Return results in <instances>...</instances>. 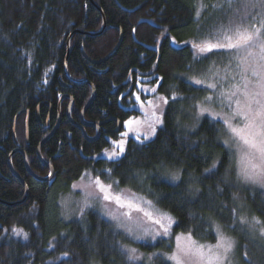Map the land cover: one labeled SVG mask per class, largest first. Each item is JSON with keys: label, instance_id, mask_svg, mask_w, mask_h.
Returning a JSON list of instances; mask_svg holds the SVG:
<instances>
[{"label": "trees", "instance_id": "trees-1", "mask_svg": "<svg viewBox=\"0 0 264 264\" xmlns=\"http://www.w3.org/2000/svg\"><path fill=\"white\" fill-rule=\"evenodd\" d=\"M92 1L100 12L89 0H0V264H171L166 254L177 234L214 243L217 226L234 242L232 264H264V237L239 222L256 217L264 227V193L240 180L225 129L209 115L230 109L244 91L245 75L255 80L245 70H260L259 50L253 57L224 49L198 56L193 47L215 42L242 18L259 20L264 9L249 6V0H234L231 8L225 0H204L208 7L198 20L197 0ZM102 15L105 30L94 36ZM74 31L84 34L71 37L67 57L66 42ZM120 35L113 55L97 63ZM195 79L203 83L193 84ZM90 85L95 95L85 122L115 119L122 125L120 135L129 133L119 159L105 156L120 136L111 132L115 122L104 124L95 141L71 123L80 124ZM200 108L207 109L204 115ZM129 119L139 120L140 127L125 131ZM84 134L92 139L95 130L85 128ZM16 150L39 178H47L51 166L52 179L31 177ZM11 153L12 169L28 189L21 204L25 193L9 170ZM167 171L178 174L177 183L165 178ZM85 174L104 183L118 181L115 194H141L151 207L168 213L175 221L169 235L149 239L140 227L145 236L134 237L132 228H123L96 205L64 219L60 199ZM155 227L147 229L156 232ZM126 249L142 259L130 260Z\"/></svg>", "mask_w": 264, "mask_h": 264}, {"label": "snow or ice", "instance_id": "snow-or-ice-1", "mask_svg": "<svg viewBox=\"0 0 264 264\" xmlns=\"http://www.w3.org/2000/svg\"><path fill=\"white\" fill-rule=\"evenodd\" d=\"M225 3L231 8L234 0H225ZM220 6L223 7V5ZM249 6L264 9V0H258V3H253L252 0H249ZM206 7H208V5L204 4L203 0H201L200 7L196 12L198 20L201 17V12ZM211 7L215 8L217 5L213 4ZM220 37H222V40ZM220 37H214L215 42L205 40L201 43L194 44L193 47L197 50L198 56H205L214 49H224L228 51L236 50L237 52L242 50L246 53V57H253L255 55L253 50H259V60L261 63L258 65V68L260 70L258 71L256 67L251 66L250 69L245 70L246 73L250 70L251 76L255 77V80L249 79L247 75L243 77L244 91L240 94L243 95L244 102L242 103L240 100L236 101L237 108L234 112V116H240L244 124L242 127H233L229 125V128L233 134V138L237 141L238 148L242 151L244 148L247 149V151L244 152V159H246L247 162L241 168L239 176L245 182L258 184L264 187V15L255 22H253V20H247V18H242L235 26H229L227 30L222 31ZM192 83L202 84L203 81L195 79L192 80ZM205 86L214 88L215 84L208 83ZM150 91L155 92L156 89L152 88ZM237 92H239L238 87L237 91L231 94L236 95ZM136 99L139 101L140 97L137 96ZM158 99L165 105L169 102V99L164 96H159ZM171 99L176 100L177 97L172 96ZM211 100V96L205 97V101ZM149 103H151V101H149ZM253 105H255V107H253ZM141 107H143V105H141ZM206 111L207 109L200 108L201 115H204ZM209 115H211V113H209ZM157 120L158 122H162L159 121V117H157ZM133 124L139 125L140 121L129 119L125 121L124 126L128 128ZM130 130L134 131V129ZM122 135H127V133H122ZM145 139H148V136H145ZM114 143H116L119 152L113 151L108 155L109 159H119V156L124 153L123 144L120 142ZM255 160H259L260 162L254 163L253 161ZM173 179H177V177H173ZM94 183L98 190L97 195L102 200L109 202L114 200L121 208L135 207L133 203L124 204L122 202L124 199L123 195H115L113 184H118V181L104 183L97 177ZM73 187H75V185ZM147 203H149L150 206L152 205L151 201ZM136 211L140 212L142 209L137 207ZM123 215L129 220L132 219L128 212L123 213ZM144 216L158 227V231H156L153 236L154 239L156 236L169 235V229L171 225L175 223L168 213L160 210L144 211ZM111 218L119 219L116 216ZM252 219L255 224H262V221L258 218L253 217ZM239 222L241 224H246L248 221L246 218L241 217ZM129 232H131V229H129ZM217 233L218 243L215 246L197 244L195 241H192V246L190 248H182L177 254L168 257V259L172 260L173 264H226V262L227 264H231L229 254L233 252L234 242L220 232L219 226H217ZM17 235H19L18 232ZM259 235L264 237V227L260 228ZM126 252L130 260L142 259L137 256L134 249H126Z\"/></svg>", "mask_w": 264, "mask_h": 264}, {"label": "rangeland", "instance_id": "rangeland-1", "mask_svg": "<svg viewBox=\"0 0 264 264\" xmlns=\"http://www.w3.org/2000/svg\"><path fill=\"white\" fill-rule=\"evenodd\" d=\"M200 3H201V0H197V10L200 7ZM203 3H204V0H203ZM147 89L148 88H143V90H147ZM240 93L241 92H239L238 97L234 100V104L230 107L229 110H227V109L225 111L222 110L218 113H212L211 112V115H210L211 117H215V119H218L225 129V138H226L225 144L232 151L238 176H239L241 168L247 162L246 159H244V152H246L247 149L244 148L242 151L238 148L237 141L233 138V134L230 131L229 125H231L233 127H242L244 124V121L242 120V118L240 116H238V115L234 116V112L236 111V108H237L236 101L240 100L242 103L244 102V97ZM253 107H255V105H253ZM144 110H147V108ZM144 119L145 118H142V119L140 118L139 120L140 121L143 120L145 122ZM135 120H137V119H135ZM226 121H227V123H226ZM138 126L140 127V125L133 124V125H130L128 128H126L124 126V128H125V131H127L130 129H136V127H138ZM124 133H126V132H124ZM118 138L119 139L116 142L122 143L123 148H124L125 142L129 138V133L127 135L121 134ZM112 148L114 151L119 152V149L116 147V143L114 145H112ZM105 156L108 157V154H105ZM253 162L259 163L260 161L255 160ZM166 175H165V178L170 180L171 182H173V183L178 182V174L176 172L167 171ZM173 177H177V179H173ZM239 178L245 185H249V186H252L255 188H261V190L264 193V187H261L258 184L245 182L240 176H239ZM95 179L96 178H93L91 176V174H85L80 180H78L76 183L71 185L70 192L66 196L61 197L60 208H61L64 219H71V218L76 217V215L79 216L81 210L84 209L85 207L96 205V207H98V210L100 212L105 214L111 220L120 223V225L123 228H132L133 231H135V233H133L134 237L140 238V237H144L146 235V237H149V239H152L155 232H150L147 229V226H153V227L156 226L157 227V225L153 224L150 220H148L147 217L144 216V211H155L156 209L151 207L149 205V203H147V201L144 200V196L141 194H134V193L129 192V191H123L119 194H115V195H123L124 199L122 202L124 204L133 203L135 205V207H133V208H127V207L121 208L118 204H116V202L114 200L109 202V201H104L98 197V195H97L98 190H97V187L94 183ZM74 185H75V187H73ZM137 207L141 208L142 211L137 212L136 211ZM125 212H128L131 215V217H132L131 220H129L126 216L123 215V213H125ZM113 216H116L119 219H112L111 217H113ZM247 224L249 227H251L253 229H257L258 231L261 228L260 224L259 225L255 224V222L253 220L248 221ZM140 227H142L141 229L143 230V233H145L144 236H143L142 231L140 230ZM220 232H222V231L220 230ZM216 235L218 237L217 230H216ZM223 235L227 238H230L225 234H223ZM189 237H190V239H189ZM192 241H195V240L189 234H177L174 237L173 249L170 253L166 254V259L171 264H173V261L168 259V257H170L174 254H177V252L182 248L183 249L190 248L192 246ZM195 242L197 244L215 246L218 243V238H217L216 242H214V243H199L197 241H195ZM229 256H230V261H231V253L229 254ZM226 264H227V262H226Z\"/></svg>", "mask_w": 264, "mask_h": 264}, {"label": "water", "instance_id": "water-1", "mask_svg": "<svg viewBox=\"0 0 264 264\" xmlns=\"http://www.w3.org/2000/svg\"><path fill=\"white\" fill-rule=\"evenodd\" d=\"M90 1V3L100 12V9L97 7V6H95V4L93 3V1L92 0H89ZM102 20H103V24H102V28H101V30L97 33V34H95L94 36H99V35H101L102 33H103V31L105 30V21H104V17H103V15H102ZM80 35V34H84L83 32H81V31H74L69 37H68V39H67V42H66V50H67V57H68V53H69V44H70V40H71V37L73 36V35ZM120 40H121V35L119 36V40H118V43H117V45L115 46V48L105 57V58H103L102 60H100V61H98L97 63H102V62H104L105 60H107L109 57H111L112 55H113V53L117 50V48H118V46H119V44H120ZM93 64H97L96 62L94 63V62H92ZM64 73H65V75H66V77H68L67 76V71H66V61H65V64H64ZM80 83H82V82H80ZM83 83H87L86 81H84ZM90 87H91V98H90V100L88 101V103L86 104V106L83 108V110L81 111V113H80V119H81V124H76V123H74V122H72L71 121V123L74 125V126H76L78 129H80L81 131H82V133H83V135L85 136V138L87 139V140H89V141H95V140H97V138H98V135H99V132H97V135L95 136V137H93L92 139H88L87 137H86V135L84 134V128L85 127H97L96 125H94V124H89V123H85L84 121H83V114H84V111L87 109V107L89 106V104L92 102V100H93V98H94V95H95V90H94V88H93V86L92 85H90ZM64 98V97H63ZM62 100V99H61ZM72 103H73V101L70 99V105H69V107H68V110H67V113H66V115H67V118L69 119V121H70V117H69V112H70V109H71V105H72ZM27 114V113H26ZM109 122H115L116 124H117V129H121V127H122V125L120 124V122H118L117 120H115V119H109V120H107V121H105V122H100V123H98V125L99 126H102L103 124H105V123H109ZM57 127H58V124L56 125V127L53 129V131L42 141V143H41V145L45 142V141H47L48 140V138L50 137V136H52L53 134H54V132H55V130L57 129ZM116 132V131H115ZM14 152H19V153H21L22 155H23V158H24V163H25V168H26V170H27V172H28V174L31 176V177H33L35 180H37V181H42V182H48V181H50L51 179H52V177H53V169H52V167L51 166H49V165H47L46 167L49 169V171H50V174H49V176L47 177V178H45V179H43V178H39V177H37V176H35L31 171H30V169H29V167H28V164H27V160H26V157H25V155H24V153L22 152V151H20V150H16V151H14ZM13 152V153H14ZM13 153H11V155L9 156V159H8V167H9V170H10V172L16 177V178H18V180L20 181V183L22 184V186H23V188H24V193H25V196H24V198L22 199V201L21 202H19L18 204H21L24 200H25V198H26V196H27V194H28V189H27V187H26V185L23 183V181L15 174V172L13 171V169H12V166H11V156L13 155ZM37 157H38V159L40 160V162L42 163V164H45L44 162H43V160L41 159V157H40V154H39V148H38V150H37ZM14 205H16V204H14Z\"/></svg>", "mask_w": 264, "mask_h": 264}, {"label": "bare ground", "instance_id": "bare-ground-1", "mask_svg": "<svg viewBox=\"0 0 264 264\" xmlns=\"http://www.w3.org/2000/svg\"><path fill=\"white\" fill-rule=\"evenodd\" d=\"M85 106H86V105H85ZM85 106H84V107H85ZM82 110H83V109H82ZM82 110H81V111H82ZM81 111H80V113H81ZM84 112H85V111H84ZM79 119H80V115H79ZM79 121H80L79 123L81 124V119H80ZM83 121L85 122V120H84V114H83ZM104 122H105V121H104ZM85 123H87V122H85ZM98 123H100V122H98ZM98 123H97V124H96V123L94 124V125H96L97 127H93V126H92L91 128H93V129L95 130V136L97 135V132H99V135H98V138H99L100 133H101V132H100V129H101V127H102L104 124H103L102 126H99ZM105 124H107V123H105ZM115 125H116V127H117V124H115ZM116 127H115L114 129H112L111 132H114L116 135H120V131H121V129L119 130V129H117ZM85 128H88V127H85ZM85 128H84V129H85ZM115 131H116V132H115ZM95 136H94V137H95ZM98 138H97V139H98Z\"/></svg>", "mask_w": 264, "mask_h": 264}]
</instances>
